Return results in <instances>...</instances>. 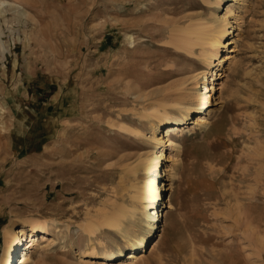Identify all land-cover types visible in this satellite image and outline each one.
<instances>
[{
    "label": "rangeland",
    "instance_id": "obj_1",
    "mask_svg": "<svg viewBox=\"0 0 264 264\" xmlns=\"http://www.w3.org/2000/svg\"><path fill=\"white\" fill-rule=\"evenodd\" d=\"M6 1L13 5L0 9V264L7 229L23 227L28 238L43 223L57 231L29 249L28 264H118L105 257L138 243L99 222L112 208L133 206L137 164L161 148V166L178 173L169 177L174 208L154 229L142 207L125 219L130 234L146 240L136 264H264V0ZM228 3L224 42L237 33L231 63L207 66L197 54L163 47L170 29L181 35L201 17L211 20L205 29H217L212 16L224 17ZM223 45L218 56L233 46ZM220 81L222 100L205 125L193 122L205 108L189 106L193 118L171 146L163 129L182 116L178 108L166 121L153 116L163 91L166 103L191 88L213 99ZM153 123L157 141L149 139ZM92 247L99 256L88 254Z\"/></svg>",
    "mask_w": 264,
    "mask_h": 264
},
{
    "label": "bare ground",
    "instance_id": "obj_2",
    "mask_svg": "<svg viewBox=\"0 0 264 264\" xmlns=\"http://www.w3.org/2000/svg\"><path fill=\"white\" fill-rule=\"evenodd\" d=\"M221 0H208L209 4H214L217 6H220ZM13 5L11 2H8L6 0H0V9L4 5ZM225 5V4H224ZM233 9V5L230 3L225 5V11L222 18L217 17L214 13L212 18L214 20H219L221 22L219 27L216 29L212 26L213 29H205L203 24H207V20L203 17L201 19H204L202 22H198L197 25H193L192 23L186 25L181 29L182 34L178 35L173 33L175 29H170V33L167 35V39L164 41L166 45L163 47L167 49L168 46H173L177 50L183 51L187 54H197L198 57L202 59V61L205 63V65L209 66L212 62L214 63H224L228 62L231 63L235 56L237 51V42H236V36L235 38L232 37L229 41L226 43L224 42V36L225 33H231V30L228 31L227 26L229 22L227 21V15L231 14ZM3 11V10H2ZM15 11V10H14ZM18 12V10H17ZM23 13V12H20ZM213 20V22H214ZM207 22V23H206ZM212 23V22H211ZM210 23V24H211ZM202 26V27H200ZM208 30V32L206 31ZM177 32V31H176ZM233 44L228 49V52L224 55L219 54V48L223 44ZM225 44L223 46H225ZM207 45V46H204ZM199 46L200 53H196V48ZM180 57H185V55L181 52L178 53ZM191 63L198 64V61L195 58L192 57H186ZM213 59H216L217 62L213 61ZM213 63V64H214ZM214 72V70H213ZM212 72V73H213ZM216 74V73H215ZM219 76H224L223 72H218ZM169 75V74H168ZM205 77V76H204ZM173 86V85H172ZM171 86V87H172ZM206 88V86H204ZM213 88V86L210 87V89ZM219 93L218 95H214L215 97L212 99L211 95H205L204 93L199 94L194 92L193 90L188 91H181L179 93V97L174 99L175 101L172 103H166V99L170 98L169 91H163L162 98L164 100V104H159V108H156L154 110L153 116L159 119V121H166L169 120L172 117L171 110L173 108H178V111L182 117L175 119L176 122L171 123L170 125L166 126L163 129L162 137H166V141L171 146H176L177 142L175 140L171 139V136L173 134H177L178 136L183 134V125L188 118H193L189 116V106H196L201 109L205 108V111H200L198 115L195 116V120H193L194 124L201 126L205 125V122L208 120V116L213 112L215 109L213 106H218V104L222 100L223 90H224V82L220 81L219 83ZM170 89V87H169ZM172 90V88H171ZM181 90V89H180ZM209 90V88H208ZM173 91V90H172ZM174 92V91H173ZM162 100V99H161ZM194 104V105H191ZM184 106V107H183ZM181 107L185 109V113L181 110ZM152 116V114H151ZM157 126L153 123L152 124V133L149 136V139H155L160 140L155 137V130ZM124 129L132 134H134L137 138L141 137L143 135V128H131V127H124ZM171 148V150H173ZM169 156V155H168ZM166 157V154L163 151V148H161L158 152L145 154L143 157H141L140 161L137 164V168H139L142 176L139 180H137L135 183H133L132 187L134 189L133 194H131V198L134 201V204L130 208H126L124 206H119L116 210L113 211V208L111 211L104 213L102 215V219L99 222V226H104L106 229L116 230L122 233L124 236L128 237L130 241L138 243L139 247H136L135 249L128 251L125 255H123V251H120L116 254H108V258H106L107 262H119L120 264H136L144 257V248L146 247V240L144 237L138 238L128 231L126 225H125V219L129 217L135 216L136 212L140 207L144 210V213L148 216H151L155 222H159L160 225H156L155 222L151 224L150 229H154L156 226H164L168 222L169 213L171 209L174 208V204L171 199V188L172 183L169 181V177L177 178L178 173L175 169L171 170L168 167H162L160 164L162 159ZM171 170V171H170ZM166 192V193H164ZM153 210L152 214L149 215L148 211ZM30 222V221H29ZM29 225H33L32 223H29ZM37 228V233L34 235H28V238L25 237L26 231L22 227L15 231L13 228L7 229L5 232V246H4V253L2 257V263L1 264H15L13 263L12 257L17 254L18 252H21L18 256V262L16 264H28L30 260L29 256V249L36 248L41 243L42 239H45L48 235H53L57 230L53 227H48L45 223L42 225H39ZM128 231V232H127ZM152 231V230H150ZM132 232V231H131ZM40 234V235H39ZM22 237V240H26V244L22 248V250H19V243L20 238ZM154 248V245L152 246ZM151 248V249H152ZM88 254L91 256H99L97 250L89 249ZM106 256V255H105ZM124 256V257H121ZM117 258V259H116ZM105 261V262H106ZM103 262V261H102ZM118 263V264H119ZM117 264V263H116Z\"/></svg>",
    "mask_w": 264,
    "mask_h": 264
}]
</instances>
